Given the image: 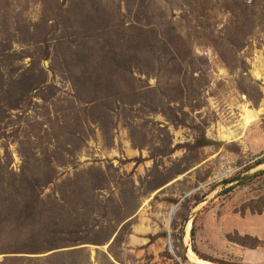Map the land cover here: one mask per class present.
Instances as JSON below:
<instances>
[{"label": "rangeland", "instance_id": "rangeland-1", "mask_svg": "<svg viewBox=\"0 0 264 264\" xmlns=\"http://www.w3.org/2000/svg\"><path fill=\"white\" fill-rule=\"evenodd\" d=\"M260 160L264 0H0V264H264Z\"/></svg>", "mask_w": 264, "mask_h": 264}, {"label": "water", "instance_id": "water-1", "mask_svg": "<svg viewBox=\"0 0 264 264\" xmlns=\"http://www.w3.org/2000/svg\"><path fill=\"white\" fill-rule=\"evenodd\" d=\"M263 171H264V163L259 164L258 167L253 168L252 170L248 171L247 173H244V174H242V175H239V176H237V177H234V178H232V179H229V180L224 181V182H223V183H222V184H221L216 190H214L213 193H211L209 196L211 197L212 195H215L216 193H219V192H221V191H223V190H225V189H227V188H229V187H231V186H233V185H235V184H238V183H240V182H242V181H245L246 179H249L250 177H252V176H254V175L258 174V173H261V172H263ZM207 200H208V199L203 200V201L198 205V207H199L201 204L207 202ZM196 213H197V212H194V213L192 214V216H191V217L187 220V222H186V226H185V230H184V233H185V239H187V237H188V233H189V231H188V225L190 224L191 219H193V217L196 215ZM189 250H190V246L187 245V248H186L187 255H188V251H189Z\"/></svg>", "mask_w": 264, "mask_h": 264}, {"label": "bare ground", "instance_id": "bare-ground-1", "mask_svg": "<svg viewBox=\"0 0 264 264\" xmlns=\"http://www.w3.org/2000/svg\"><path fill=\"white\" fill-rule=\"evenodd\" d=\"M257 76L259 77V75H257ZM229 136H230V134L222 135V137L224 139L230 138ZM176 210H177L176 208H173L171 213L169 214V217H168V220H167V226L170 224V222L174 218ZM190 227H191V224L188 225V230L190 229ZM188 257L190 258V261L195 263V264H208L206 261L201 260L194 252L191 251V249L188 251Z\"/></svg>", "mask_w": 264, "mask_h": 264}, {"label": "trees", "instance_id": "trees-1", "mask_svg": "<svg viewBox=\"0 0 264 264\" xmlns=\"http://www.w3.org/2000/svg\"><path fill=\"white\" fill-rule=\"evenodd\" d=\"M199 144H200V146H202V147H206V146H210V145H212L213 143H212L211 141H208V140H206V139H203V140H200V141H199ZM220 146H225V145L222 144V143H220ZM262 162H264V160H260V161H258L257 164L259 165V164L262 163ZM242 183H243V182H242ZM242 183H241V184H242ZM233 188H234V187H230V188L224 190V191L222 192V194H227V193H229ZM193 234H194V233L192 232V236H193ZM192 251H194V253H196V255H197L201 260L209 261V262H211V263H214V262L211 261L210 259H207V258L203 257L202 255H200L199 252H198L195 248H193Z\"/></svg>", "mask_w": 264, "mask_h": 264}]
</instances>
